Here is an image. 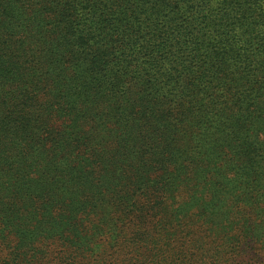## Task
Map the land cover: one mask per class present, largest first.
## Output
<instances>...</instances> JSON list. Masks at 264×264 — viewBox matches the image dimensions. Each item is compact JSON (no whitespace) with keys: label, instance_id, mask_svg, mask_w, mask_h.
Instances as JSON below:
<instances>
[{"label":"trees","instance_id":"obj_1","mask_svg":"<svg viewBox=\"0 0 264 264\" xmlns=\"http://www.w3.org/2000/svg\"><path fill=\"white\" fill-rule=\"evenodd\" d=\"M0 264H264V0H0Z\"/></svg>","mask_w":264,"mask_h":264}]
</instances>
